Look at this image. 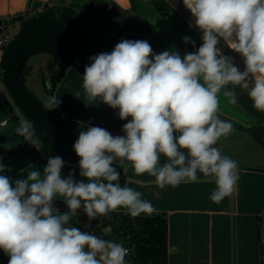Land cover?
I'll use <instances>...</instances> for the list:
<instances>
[{"label": "clouds", "instance_id": "1", "mask_svg": "<svg viewBox=\"0 0 264 264\" xmlns=\"http://www.w3.org/2000/svg\"><path fill=\"white\" fill-rule=\"evenodd\" d=\"M183 4L203 34L195 52L183 58L176 50L154 54L147 41L121 40L111 52L89 57L84 93L118 109L119 118L128 122L122 126L125 135L113 136L99 126L80 131L73 149L85 180L76 182L72 173L62 177L60 156L48 159L43 176L30 171L14 186L0 175V250L9 257L8 264H126L128 249L122 242L67 226L81 207L89 219L120 208L132 217L156 212L141 192L121 186L113 167L117 159L130 162L137 175L155 177L161 189L200 182L201 173L215 183L212 202L234 192L238 163L214 146L234 130L231 122L219 118V96L227 86H239L264 113V0ZM221 39L243 58L244 71L218 47ZM184 42L195 46L187 36ZM223 94L236 103L235 91ZM59 103L50 97L45 108L55 109ZM17 133L34 142L32 122L23 121ZM161 155L166 163H160ZM5 170L0 163V173ZM57 196L68 212L58 214L53 205Z\"/></svg>", "mask_w": 264, "mask_h": 264}, {"label": "crops", "instance_id": "2", "mask_svg": "<svg viewBox=\"0 0 264 264\" xmlns=\"http://www.w3.org/2000/svg\"><path fill=\"white\" fill-rule=\"evenodd\" d=\"M111 1L126 11L131 10L129 0ZM71 2L0 0V24L8 22V26L12 27L13 23H19L14 22V18L26 15L38 4L62 7ZM82 83L81 72L74 68L66 69L63 81L54 92V97L60 101L56 108L61 118L86 129L88 126H99L110 133H122V126L128 121L119 118L118 109L110 108L99 99L89 100ZM8 104L12 102L0 80V163L6 169L0 175L9 177L14 186L17 179H26L30 171H38L43 176L48 159L60 156L64 161L62 177L67 178L72 173L76 182L85 180L80 176L79 160L49 151L36 135L33 143L20 136L17 129L25 119L15 109L14 114L19 119L11 121L13 114ZM4 122L7 124L3 125ZM113 167L120 174L122 187L127 185L141 192V198L151 202L156 213L166 215L169 222L168 264H263L264 170L239 168V180L234 192L221 202L214 203L210 195L215 183L201 173L197 174L200 182L161 189L155 183V177L147 173L137 175L131 164L114 163ZM53 205L58 209V214L69 211L59 196L54 198ZM117 212L126 210L120 208ZM74 217L76 221L85 223L87 215L83 207L77 210ZM89 226L90 234H94ZM8 261L2 264H8Z\"/></svg>", "mask_w": 264, "mask_h": 264}, {"label": "rangeland", "instance_id": "3", "mask_svg": "<svg viewBox=\"0 0 264 264\" xmlns=\"http://www.w3.org/2000/svg\"><path fill=\"white\" fill-rule=\"evenodd\" d=\"M71 1L70 5L64 4L63 6L74 5V7L77 8V13L84 17L85 22L83 23V28L89 32L91 40L105 52H110L109 49L113 50L115 45L121 40H143L150 44L154 54L176 50L181 55V58H183L186 53H191L190 50L186 49L181 38L178 37L176 32L169 26L166 20L168 17L174 19L177 24H181L182 22L176 18L173 12L168 10V8L166 11H162V9H157L155 11L150 2L145 0V7L140 10L138 15L131 10H124L115 2L109 4L105 0ZM85 1V5L88 9L82 11L79 9L78 5H80V3L84 4ZM1 25H5V23H1ZM11 26L12 27L8 26L7 29L12 35L11 37H13L20 30L21 26L19 23H13ZM185 28V32H190L188 26H185ZM4 36V33L0 32V40ZM101 38H106V44ZM3 51L4 50L0 49V62ZM64 66L67 70L71 69V67L65 64ZM56 68L53 57L49 55H37L28 62L24 70V74L27 78V86L45 104H47L51 97V93L48 90L51 85V69L55 70ZM45 84H47L49 88H47ZM224 91H227V89L222 90L219 96V118L231 122L234 130L229 135L221 137L217 141L219 145L228 146L223 150L222 154L235 160L239 168H248L254 171L264 170V149L246 131L248 127L259 124L258 120L246 111L237 100L235 104L231 103L230 98L224 96ZM9 98L15 109H17L20 115L26 120L14 104L10 95ZM52 111L68 125L59 115V110L57 108L52 109ZM70 129L78 135L80 131L87 130L75 124H73ZM110 134L117 136L115 133ZM123 134L122 132L118 135ZM46 148L49 151H53L49 147ZM84 222L85 223L76 221L73 216L67 226L75 227L82 232L90 233L89 218L85 217ZM262 230L264 238V218ZM93 231L94 235L103 238L104 233H108L109 229L104 230V232L95 229H93ZM5 260H9V257L3 250H0V264L4 263Z\"/></svg>", "mask_w": 264, "mask_h": 264}, {"label": "water", "instance_id": "4", "mask_svg": "<svg viewBox=\"0 0 264 264\" xmlns=\"http://www.w3.org/2000/svg\"><path fill=\"white\" fill-rule=\"evenodd\" d=\"M190 26L202 37V32L195 27V20L183 0H165ZM226 56L233 58L234 64L244 71L243 58L231 50L221 39L218 44ZM105 51L80 34L78 29H65L60 26L50 12H41L27 19L20 30L12 37L3 51L1 79L14 104L26 118L33 123L37 138L53 151L71 159L79 160L73 145L78 134L72 131L52 110L45 108V103L27 86L24 70L28 62L37 55L56 57L63 64L84 74L90 64L89 57ZM50 89V88H49ZM51 93V90H49ZM221 153L228 146L214 145ZM180 151L187 152L185 149ZM167 158L161 155L160 163ZM114 163H120L117 159ZM126 164H131L125 161ZM264 257V239L262 241Z\"/></svg>", "mask_w": 264, "mask_h": 264}, {"label": "trees", "instance_id": "5", "mask_svg": "<svg viewBox=\"0 0 264 264\" xmlns=\"http://www.w3.org/2000/svg\"><path fill=\"white\" fill-rule=\"evenodd\" d=\"M105 1L112 4L111 0ZM147 1L150 2L155 11L157 9L166 11L168 8V10L173 12L176 18L181 20L182 23L177 24L174 19L169 17L166 18L171 29L176 32L178 37L184 40V37H186L185 26H188V24L180 17V15L175 12L165 0ZM129 2L131 4V11L138 15L140 10L145 7V0H129ZM85 3L86 1L84 4L80 3V5H78L80 10L85 11V9H88ZM39 8H41L42 12H50L57 20L58 24L63 28L68 30L78 29L81 35L92 41L89 32L83 28V23L85 22L84 17L77 13V8H75L74 5L56 7L51 6L49 3L44 5L38 4L33 7L31 12L23 16H18L14 18L13 21L19 22L20 26H22L25 21L31 17V14L37 12ZM189 35H191V41L195 42V46H193V43L191 42L187 43V46L190 51L195 52L202 44V39L194 31H190ZM102 40L105 41L104 43L106 44V38H103ZM109 51L111 52L112 49H109ZM53 59L57 68L55 70L51 69V85L50 89H48L51 90V97L54 96L55 89L63 81L66 75V67L62 61L56 57H53ZM0 80L2 81L1 72ZM45 85L49 88L47 84ZM226 89L235 91L237 97L236 100L246 111L258 120L259 124L248 127L246 131L264 149V113L257 111L253 107V102L250 100L246 90L239 86L233 88L232 85L227 86ZM8 105L10 112L13 114L11 121L18 120L19 116L14 114L15 107L13 104ZM64 121L67 122L69 128L74 124L72 121ZM81 127L85 128L83 126ZM123 135H125V133ZM44 146L48 147L46 145ZM89 222L93 229L99 230L100 232L109 229L108 233H104L103 239L122 242L123 246L128 249V255L125 257L126 264H168L169 222L164 213L155 212L151 216L141 214L138 217H132L127 212L115 211L109 213L108 216H97L95 219H89Z\"/></svg>", "mask_w": 264, "mask_h": 264}, {"label": "built area", "instance_id": "6", "mask_svg": "<svg viewBox=\"0 0 264 264\" xmlns=\"http://www.w3.org/2000/svg\"><path fill=\"white\" fill-rule=\"evenodd\" d=\"M41 12H42L41 10L37 11V12H33L31 14V17L34 16V15H37V14H39ZM7 27H8V22H6L5 25H1L0 24V32L4 33V35H5L2 38L1 42H0V49L1 50H4L6 48V46L9 44V42L11 41V39H12V37H11L12 35L9 33ZM7 32H8V34H7ZM0 72H1V68H0ZM6 124H7V122L3 123V125H6Z\"/></svg>", "mask_w": 264, "mask_h": 264}, {"label": "flooded vegetation", "instance_id": "7", "mask_svg": "<svg viewBox=\"0 0 264 264\" xmlns=\"http://www.w3.org/2000/svg\"><path fill=\"white\" fill-rule=\"evenodd\" d=\"M175 11V10H174ZM176 12V11H175ZM181 17V16H180ZM182 18V17H181ZM183 19V18H182ZM189 26V25H188ZM188 30H190V31H193L192 29H191V27L189 26V29ZM197 34V33H196ZM187 37H189V38H191V35H189V31L188 32H186V34H185ZM198 35V34H197ZM199 36V35H198ZM182 40V39H181ZM183 41V44L186 46V49L187 50H189V48H188V46H187V43H185L184 42V40H182ZM192 52V51H191Z\"/></svg>", "mask_w": 264, "mask_h": 264}]
</instances>
